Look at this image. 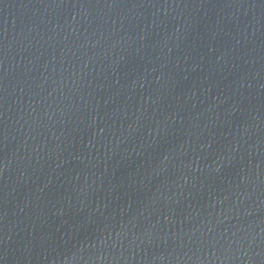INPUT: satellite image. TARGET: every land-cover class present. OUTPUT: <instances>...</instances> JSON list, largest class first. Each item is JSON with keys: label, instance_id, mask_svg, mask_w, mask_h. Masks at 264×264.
Masks as SVG:
<instances>
[{"label": "water", "instance_id": "95a60500", "mask_svg": "<svg viewBox=\"0 0 264 264\" xmlns=\"http://www.w3.org/2000/svg\"><path fill=\"white\" fill-rule=\"evenodd\" d=\"M0 264H264V0L3 20Z\"/></svg>", "mask_w": 264, "mask_h": 264}]
</instances>
